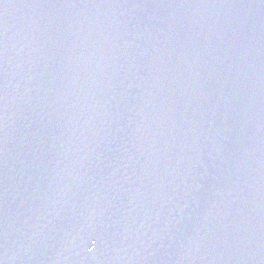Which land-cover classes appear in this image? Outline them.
Instances as JSON below:
<instances>
[{
	"label": "water",
	"instance_id": "water-1",
	"mask_svg": "<svg viewBox=\"0 0 264 264\" xmlns=\"http://www.w3.org/2000/svg\"><path fill=\"white\" fill-rule=\"evenodd\" d=\"M0 264H264V0H0Z\"/></svg>",
	"mask_w": 264,
	"mask_h": 264
},
{
	"label": "snow or ice",
	"instance_id": "snow-or-ice-1",
	"mask_svg": "<svg viewBox=\"0 0 264 264\" xmlns=\"http://www.w3.org/2000/svg\"><path fill=\"white\" fill-rule=\"evenodd\" d=\"M6 6V5H5Z\"/></svg>",
	"mask_w": 264,
	"mask_h": 264
}]
</instances>
